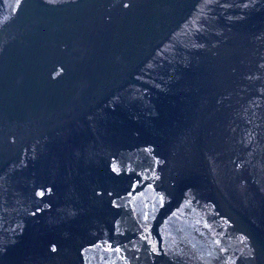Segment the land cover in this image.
Here are the masks:
<instances>
[{"label": "water", "instance_id": "water-1", "mask_svg": "<svg viewBox=\"0 0 264 264\" xmlns=\"http://www.w3.org/2000/svg\"><path fill=\"white\" fill-rule=\"evenodd\" d=\"M0 264H264V0H0Z\"/></svg>", "mask_w": 264, "mask_h": 264}]
</instances>
